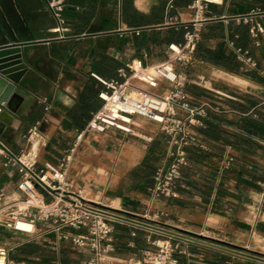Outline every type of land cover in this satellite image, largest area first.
I'll use <instances>...</instances> for the list:
<instances>
[{
  "label": "crops",
  "instance_id": "0c3cea01",
  "mask_svg": "<svg viewBox=\"0 0 264 264\" xmlns=\"http://www.w3.org/2000/svg\"><path fill=\"white\" fill-rule=\"evenodd\" d=\"M223 1L210 9L216 19L203 26L193 65L178 66L189 81L185 90L191 102H209L218 109L209 112L205 128L196 130L208 150H188L179 197L151 195L155 170L167 162V137L159 125L144 119L136 120V136L89 133L70 166L76 187L121 213L151 220L162 215L146 223L200 240L188 247L190 258H178L179 264H264V254L246 246L256 236L264 240V35H251L256 24L264 27V15L251 23L233 19L253 10L264 12V0ZM62 2V28L68 30H60L56 41L26 49L25 99L0 109V187L7 192L15 191L20 174L6 165L5 152L18 155L26 149L33 125L45 121L41 129L49 141L39 166L59 163L102 105V87L91 74L117 80L118 71L132 60L148 65L166 61L169 44L184 41V25L193 15L191 0H174L173 8L168 0ZM35 15L41 29L55 23L54 16ZM227 153L236 164L221 172ZM88 157L101 159L93 166L86 163ZM148 234L146 229L117 226L113 256L140 257L148 248ZM11 238L37 249L18 253L16 258L26 263L85 264L91 255L86 249L57 245L53 236L32 243Z\"/></svg>",
  "mask_w": 264,
  "mask_h": 264
},
{
  "label": "built area",
  "instance_id": "2783aa9c",
  "mask_svg": "<svg viewBox=\"0 0 264 264\" xmlns=\"http://www.w3.org/2000/svg\"><path fill=\"white\" fill-rule=\"evenodd\" d=\"M46 1L58 22L56 31H67L62 28V0ZM173 1L168 0L169 8H173ZM223 4V0H191L189 9L193 15L184 25V41L169 44L166 61L148 65L141 59L132 60L118 71L117 80L91 74L102 87L98 94L102 105L86 128L78 132L73 148L59 163L46 162L39 166L41 151L49 144L41 129L45 121L37 122L29 129L27 147L20 154L5 152L6 165L20 174V180L14 192L0 187V231L28 243L53 236L57 245L89 250L91 255L85 264H179V257H191L188 247L201 243L200 240L146 223L157 221L162 215H154L151 220L121 213L93 197L85 188L76 187L69 173L75 151L89 133L114 131L136 136V120L140 118L159 125L167 137V162L155 170L151 195L157 199L179 197L177 186L188 162V150H208L200 142L196 130L205 128L209 112H218V109L209 102L199 105L191 102L185 90L189 81L178 66L188 68L193 65L202 28L216 19L211 16L210 9ZM257 15H264V12L253 10L233 19L251 23ZM251 35L255 39L264 35V27L256 24ZM239 53L242 52L239 50ZM239 59L254 65L250 58L240 56ZM235 164L234 157L225 154L221 172L231 170ZM119 225L149 232L148 248L140 257L118 259L113 256V234ZM17 247V244L9 243L0 246V264H27L12 257L11 252Z\"/></svg>",
  "mask_w": 264,
  "mask_h": 264
},
{
  "label": "water",
  "instance_id": "95a60500",
  "mask_svg": "<svg viewBox=\"0 0 264 264\" xmlns=\"http://www.w3.org/2000/svg\"><path fill=\"white\" fill-rule=\"evenodd\" d=\"M47 2V1H46ZM35 12L54 16L44 0H0V109H10L16 99H25L29 66L25 62L28 47L53 42L59 32L55 17L45 28L35 23ZM0 147L3 148L0 143Z\"/></svg>",
  "mask_w": 264,
  "mask_h": 264
},
{
  "label": "rangeland",
  "instance_id": "374dc122",
  "mask_svg": "<svg viewBox=\"0 0 264 264\" xmlns=\"http://www.w3.org/2000/svg\"><path fill=\"white\" fill-rule=\"evenodd\" d=\"M225 78H228V76ZM100 159L101 158H98V157H88L86 160V163L92 164L93 166H97V164L100 162ZM73 164H74V162L72 161V165ZM11 236L5 235L0 231V246H3L5 243L17 244V246H18L17 249H15L13 252H11V255H13L12 256L13 258L16 259L18 253H21V255H22V252L28 253L29 251L31 252V251L37 250L34 245L27 244L23 241L22 242L17 241V240L14 241V239H12ZM208 243H211V242H208ZM242 244L243 243H241V245ZM246 246H249L250 249L261 252L262 254H264V240L260 237L256 236L255 238H251L249 241L246 242ZM228 248H231V247H228ZM23 259H26V258L23 257ZM30 262L31 261H27V264H31Z\"/></svg>",
  "mask_w": 264,
  "mask_h": 264
},
{
  "label": "trees",
  "instance_id": "16d2710c",
  "mask_svg": "<svg viewBox=\"0 0 264 264\" xmlns=\"http://www.w3.org/2000/svg\"><path fill=\"white\" fill-rule=\"evenodd\" d=\"M196 52H197V50H196Z\"/></svg>",
  "mask_w": 264,
  "mask_h": 264
}]
</instances>
